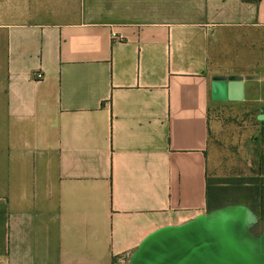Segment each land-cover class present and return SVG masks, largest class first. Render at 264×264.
I'll return each mask as SVG.
<instances>
[{"label":"crops","instance_id":"obj_1","mask_svg":"<svg viewBox=\"0 0 264 264\" xmlns=\"http://www.w3.org/2000/svg\"><path fill=\"white\" fill-rule=\"evenodd\" d=\"M217 74L264 110V0H0V264H129L207 213Z\"/></svg>","mask_w":264,"mask_h":264},{"label":"water","instance_id":"obj_2","mask_svg":"<svg viewBox=\"0 0 264 264\" xmlns=\"http://www.w3.org/2000/svg\"><path fill=\"white\" fill-rule=\"evenodd\" d=\"M211 95L215 101L244 100V77L213 76ZM257 118L264 120V110ZM258 220L246 204L199 214L155 231L131 255L129 264H264V231L253 232Z\"/></svg>","mask_w":264,"mask_h":264},{"label":"rangeland","instance_id":"obj_3","mask_svg":"<svg viewBox=\"0 0 264 264\" xmlns=\"http://www.w3.org/2000/svg\"><path fill=\"white\" fill-rule=\"evenodd\" d=\"M245 67V66H244ZM232 68L211 65L212 71ZM259 111L254 103L244 101H215L212 103V133L210 139V172L222 192L223 205L254 204L247 190L234 185L225 187L226 178L250 176L258 168L254 159L251 136L256 133ZM256 211V210H255ZM256 232L264 230V219L255 227Z\"/></svg>","mask_w":264,"mask_h":264},{"label":"trees","instance_id":"obj_4","mask_svg":"<svg viewBox=\"0 0 264 264\" xmlns=\"http://www.w3.org/2000/svg\"><path fill=\"white\" fill-rule=\"evenodd\" d=\"M261 129L259 133V139L261 144V152L259 157V171L255 174L250 176H236V177H228L226 178V184L228 187L229 185H234L237 188L242 190H247L248 194L252 197L254 204L251 205L252 209L258 214L259 220L255 227L259 224V222L264 219V120L261 121ZM213 178L208 179V186H209V194H211L209 202V211L224 207L223 200H222V192L224 189L227 188H219L216 185ZM255 227L253 228V232L256 235H260L261 232H256Z\"/></svg>","mask_w":264,"mask_h":264},{"label":"built area","instance_id":"obj_5","mask_svg":"<svg viewBox=\"0 0 264 264\" xmlns=\"http://www.w3.org/2000/svg\"><path fill=\"white\" fill-rule=\"evenodd\" d=\"M114 36H115V34H114ZM37 77H38V78H41V77H43V74H42L41 72H38V73H37Z\"/></svg>","mask_w":264,"mask_h":264}]
</instances>
